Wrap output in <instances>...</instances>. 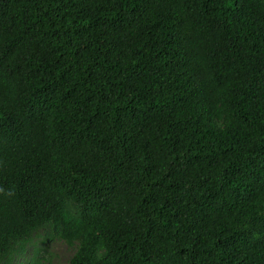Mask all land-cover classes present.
Wrapping results in <instances>:
<instances>
[{"label":"trees","instance_id":"1","mask_svg":"<svg viewBox=\"0 0 264 264\" xmlns=\"http://www.w3.org/2000/svg\"><path fill=\"white\" fill-rule=\"evenodd\" d=\"M57 239L264 264V0H0V264Z\"/></svg>","mask_w":264,"mask_h":264},{"label":"rangeland","instance_id":"2","mask_svg":"<svg viewBox=\"0 0 264 264\" xmlns=\"http://www.w3.org/2000/svg\"><path fill=\"white\" fill-rule=\"evenodd\" d=\"M43 234H40L42 237ZM39 243V242H38ZM39 246V244H37ZM43 251L44 264H70V260L76 252V246L70 247L62 240L49 241L44 247L41 246ZM32 251V247L27 248V257H17L14 259V264H28L30 259L29 255Z\"/></svg>","mask_w":264,"mask_h":264}]
</instances>
